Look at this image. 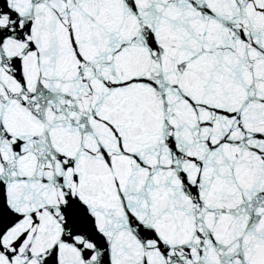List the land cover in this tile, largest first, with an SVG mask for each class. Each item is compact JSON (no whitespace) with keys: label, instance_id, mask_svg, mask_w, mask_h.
<instances>
[{"label":"snow or ice","instance_id":"1","mask_svg":"<svg viewBox=\"0 0 264 264\" xmlns=\"http://www.w3.org/2000/svg\"><path fill=\"white\" fill-rule=\"evenodd\" d=\"M0 264H264V0H0Z\"/></svg>","mask_w":264,"mask_h":264}]
</instances>
